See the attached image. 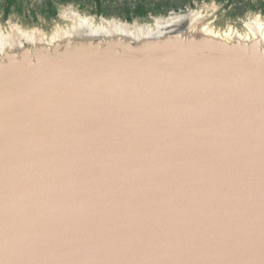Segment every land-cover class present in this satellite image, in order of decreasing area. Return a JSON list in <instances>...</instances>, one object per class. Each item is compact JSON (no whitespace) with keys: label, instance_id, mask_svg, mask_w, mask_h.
Here are the masks:
<instances>
[{"label":"water","instance_id":"water-1","mask_svg":"<svg viewBox=\"0 0 264 264\" xmlns=\"http://www.w3.org/2000/svg\"><path fill=\"white\" fill-rule=\"evenodd\" d=\"M183 16L0 25V264H264V24Z\"/></svg>","mask_w":264,"mask_h":264},{"label":"rangeland","instance_id":"rangeland-1","mask_svg":"<svg viewBox=\"0 0 264 264\" xmlns=\"http://www.w3.org/2000/svg\"><path fill=\"white\" fill-rule=\"evenodd\" d=\"M139 7L142 15L135 13ZM68 9L96 18H129L139 23L156 19L163 24L188 9H200L215 13L213 23L217 27L241 28L247 19L255 17L264 24V0H11L9 5L8 0H0V25L49 30L62 23L59 15Z\"/></svg>","mask_w":264,"mask_h":264},{"label":"bare ground","instance_id":"bare-ground-1","mask_svg":"<svg viewBox=\"0 0 264 264\" xmlns=\"http://www.w3.org/2000/svg\"><path fill=\"white\" fill-rule=\"evenodd\" d=\"M172 18V19H171ZM170 19H167L166 21H165V23L164 24H169V23H171V21L174 19V22H176V21H183L184 20V16L183 15H177V16H175V17H171Z\"/></svg>","mask_w":264,"mask_h":264},{"label":"trees","instance_id":"trees-1","mask_svg":"<svg viewBox=\"0 0 264 264\" xmlns=\"http://www.w3.org/2000/svg\"><path fill=\"white\" fill-rule=\"evenodd\" d=\"M10 1H11V0H8V5H9ZM135 13L138 14V15H142V14H141V13H142V7H139V8L135 11ZM128 20H130V19L128 18Z\"/></svg>","mask_w":264,"mask_h":264}]
</instances>
